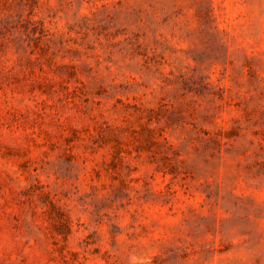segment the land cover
<instances>
[{"label": "rangeland", "instance_id": "rangeland-1", "mask_svg": "<svg viewBox=\"0 0 264 264\" xmlns=\"http://www.w3.org/2000/svg\"><path fill=\"white\" fill-rule=\"evenodd\" d=\"M0 264H264V0H0Z\"/></svg>", "mask_w": 264, "mask_h": 264}]
</instances>
